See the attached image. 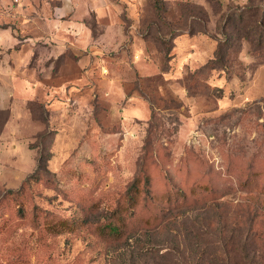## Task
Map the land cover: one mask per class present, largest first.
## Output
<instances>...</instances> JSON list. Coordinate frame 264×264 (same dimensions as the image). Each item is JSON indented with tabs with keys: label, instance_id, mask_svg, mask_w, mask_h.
Here are the masks:
<instances>
[{
	"label": "rangeland",
	"instance_id": "1",
	"mask_svg": "<svg viewBox=\"0 0 264 264\" xmlns=\"http://www.w3.org/2000/svg\"><path fill=\"white\" fill-rule=\"evenodd\" d=\"M0 11V264H264V0ZM136 176L157 225L103 240ZM35 210L87 224L49 234Z\"/></svg>",
	"mask_w": 264,
	"mask_h": 264
},
{
	"label": "trees",
	"instance_id": "2",
	"mask_svg": "<svg viewBox=\"0 0 264 264\" xmlns=\"http://www.w3.org/2000/svg\"><path fill=\"white\" fill-rule=\"evenodd\" d=\"M33 176L37 175H30L29 178ZM147 183L148 180L145 179L144 184ZM143 189L142 180L136 176L127 191L110 210L106 219L95 224L94 231L100 238L110 242H117L123 239L131 230L152 228L157 225L158 217L156 215L149 214L144 216L140 215L136 210L143 195ZM192 192L196 193V189L192 188ZM166 199L168 201L171 200L169 196ZM87 218L88 216L80 214L59 217L51 212L44 211L40 213L35 210L33 224L38 227L40 223L41 227L49 234H61L74 232L84 227L87 224Z\"/></svg>",
	"mask_w": 264,
	"mask_h": 264
},
{
	"label": "crops",
	"instance_id": "3",
	"mask_svg": "<svg viewBox=\"0 0 264 264\" xmlns=\"http://www.w3.org/2000/svg\"><path fill=\"white\" fill-rule=\"evenodd\" d=\"M1 12V11H0ZM2 13H0V15H1ZM25 18H28V17H25ZM26 20V19H25ZM39 23L40 22H33L32 23V21L30 22L29 21V19H27V21H25L24 22V24H20L19 25V27L21 28V29H24V30H26V32H25V36H27L26 37V39L25 40H27V39H30V40H34L37 36H36V34H37V28L39 27L38 25H39ZM57 27H58V29H57ZM59 25L57 24V26H49L48 25V29L51 31V32H53V33H55V31H57V30H59ZM64 29V28H63ZM12 32H10L9 31V29L7 28H2V27H0V46H7V47H10V46H12V47H14L15 45L16 46H19V44H18V39H16L15 37H14V35H12L11 34ZM54 35V34H53ZM8 36H11V39L12 40H6V38L8 37ZM3 38V39H2ZM20 42V41H19ZM15 54H17V51H15Z\"/></svg>",
	"mask_w": 264,
	"mask_h": 264
}]
</instances>
